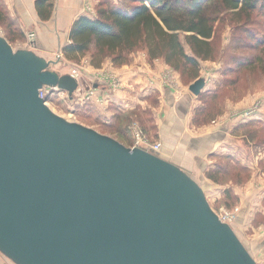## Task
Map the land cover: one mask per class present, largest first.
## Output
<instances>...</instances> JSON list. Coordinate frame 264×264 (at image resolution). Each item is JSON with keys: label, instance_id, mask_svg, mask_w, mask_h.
Returning <instances> with one entry per match:
<instances>
[{"label": "water", "instance_id": "95a60500", "mask_svg": "<svg viewBox=\"0 0 264 264\" xmlns=\"http://www.w3.org/2000/svg\"><path fill=\"white\" fill-rule=\"evenodd\" d=\"M58 5L41 24L56 29L54 58L33 34L18 49L0 35V254L13 264H256L163 139L159 151L123 145L39 96L56 86L72 98L80 86L52 68L73 23L62 12L57 22ZM205 84L188 88L197 96ZM201 141L180 140L191 151Z\"/></svg>", "mask_w": 264, "mask_h": 264}, {"label": "rangeland", "instance_id": "374dc122", "mask_svg": "<svg viewBox=\"0 0 264 264\" xmlns=\"http://www.w3.org/2000/svg\"><path fill=\"white\" fill-rule=\"evenodd\" d=\"M101 1L83 0L78 11L75 9V13L78 12L76 18L80 15L90 18L97 16ZM107 1L112 4L126 1L131 5L130 0ZM103 6L106 5L103 3ZM69 11L68 15L72 16ZM42 16L44 19L49 18L47 11ZM229 18V14L221 15L217 23L215 37L212 40L213 56L209 59H198L195 68L188 66L186 70H176L168 66L163 57L149 58L142 47L129 52L124 64L113 65L108 58L96 68L90 63V51L79 61L69 60L60 53L61 60L53 64L52 68L61 74L76 73L80 88L76 90L72 99L67 93L51 97L49 107L66 119L83 123L115 137L126 146H135L132 126L136 123L151 142L162 146L163 139L172 155L175 154L180 161L183 157L184 161L192 162V158L182 152L180 142L171 139L169 135L159 138L160 130L157 127L159 121L164 116H167V119L173 118L177 115L178 109L167 111V100L161 102L155 94L147 98V107L139 106L125 112L128 117H123L119 126L127 132L126 138H122L114 126L108 128L103 125L101 123L103 119L99 120L98 115L92 113V106L96 104L97 99L96 90L91 87V83L96 73L110 79L114 75L111 66L120 68L133 62L140 68L142 58L149 68H161L155 76L156 79L154 78L155 81L158 80L163 87L169 88L173 98H179L180 102L185 103L188 117L190 116L188 124H185L184 118L180 121L174 118L170 120L177 125L175 131L179 135L178 138L190 132L195 135L220 132L221 135L225 134L223 138L214 139L215 150L206 154L203 169L192 174L202 189H205L207 200L216 213L225 212L233 216L230 222L256 264H264V56L262 61H259L258 48H240L242 43L246 45L251 30L259 33L258 37L263 35L264 18L262 11L258 9L251 14L247 22L239 23L238 28H235L238 26L237 21L231 22ZM0 35L4 36L14 49L32 47L5 0H0ZM69 42L67 38V43ZM46 47V50L42 49L39 52L54 58L56 53L50 46ZM184 49L191 54L185 43ZM237 56L240 60H234ZM250 56L252 57L249 59H254L252 66L246 68L238 65L237 61L243 64ZM157 63L162 65L159 66ZM113 77L114 84L119 87V82ZM199 77L204 78L206 84L200 94L195 96L188 86ZM90 91L93 93L90 94ZM161 108H164V111L160 110Z\"/></svg>", "mask_w": 264, "mask_h": 264}, {"label": "trees", "instance_id": "16d2710c", "mask_svg": "<svg viewBox=\"0 0 264 264\" xmlns=\"http://www.w3.org/2000/svg\"><path fill=\"white\" fill-rule=\"evenodd\" d=\"M43 1L48 5L42 7L41 15L47 11L49 17L52 0ZM130 2L131 5L126 1L112 4L110 1L102 0L97 16L90 18L80 15L72 23L68 35L70 42L65 44L61 54L69 60L79 61L90 51V63L96 68L108 58L113 65L124 64L129 52L142 47L149 58L163 57L168 66L176 70H186L188 66L195 68L198 59H209L213 56L212 40L221 15L229 14L231 22L236 20L238 26L235 28L239 27V23L247 22L251 14L258 9L262 11L264 18V0H130ZM262 33L263 35L258 37L259 33L251 30L246 45L242 43L240 46L247 49L258 48L259 61H262L264 56V29ZM184 43L188 45L191 54L185 52ZM234 60H240L239 56ZM253 60L249 59L243 64H240V61L237 63L248 68L252 66ZM116 115L112 124L106 126L108 128L114 126L119 135L126 138L127 132L119 124L123 117H128V114L117 111Z\"/></svg>", "mask_w": 264, "mask_h": 264}, {"label": "crops", "instance_id": "0c3cea01", "mask_svg": "<svg viewBox=\"0 0 264 264\" xmlns=\"http://www.w3.org/2000/svg\"><path fill=\"white\" fill-rule=\"evenodd\" d=\"M10 5V10L13 13V17L16 19L17 24L22 26V33L27 36V40H29V35L33 34L34 40L39 42V44L43 45L45 49L47 46H53L55 44L54 40L49 39L52 35L56 36V29H44L41 24L49 23L53 16L54 9L52 8L51 14L49 18L44 19L41 15L40 8L44 7V3H41L40 0H5ZM83 0H52V4L55 6L59 4L60 13L56 15V20L59 22L60 16L62 13H66L68 15V10L71 12V19L74 21L76 16H78V11L80 5ZM86 1V0H85ZM51 4V5H52ZM58 5V6H59ZM65 11V12H64ZM40 12V13H39ZM62 12V13H61ZM81 14V13H80ZM69 16V15H68ZM94 18V17H92ZM55 33V34H54ZM67 38V37H66ZM43 48V49H44ZM142 67L136 66L135 63L126 64L124 67L114 68L111 66V71H113L112 77L117 79L120 86L116 87L112 77L106 78L104 75L96 73L94 76L93 82L91 83V87L95 89V98L97 99L96 104L92 106V113H96L101 120L103 125L112 124L114 117H116L117 111L119 112H127V110H133L138 108L139 106L142 108L147 107L149 96L155 94L156 98H158L161 102H164V99L167 100V111L171 112L174 108L178 109L176 112L177 115L174 116V119H179L185 121V124H188V110L185 103L180 102L179 98H173L171 95V91L169 88L163 87L159 81H155V76H157L159 69L161 68H149L145 64V59L142 58ZM155 63V62H153ZM161 66V63H157ZM156 64V65H157ZM109 65V64H108ZM157 65V66H158ZM155 78V79H154ZM88 88V87H86ZM165 95V96H164ZM164 111V108L160 109ZM187 114H186V113ZM93 113V114H94ZM88 115V114H86ZM90 116V115H88ZM92 116V115H91ZM182 117V118H181ZM173 118L167 119V116L161 118L158 123V128L160 130L159 138L162 136H167L176 142H180L181 139L188 140L190 138H201L204 141H201L200 145L194 149L193 151L188 150V146L184 145L182 147V152L185 156H189L192 158V162L190 160L184 161L183 157H181V165H186L184 167L190 168V173H195L197 170L203 169L205 163V156L207 153H211L215 150L214 139H220L225 136V134H193L187 133L182 135L179 139L177 130V125L170 121ZM172 122V125H171ZM224 130V129H222ZM163 133H162V132ZM183 131V130H182ZM223 132V131H222ZM183 134V133H182ZM181 143V142H180ZM212 149V150H211ZM183 155V156H184ZM202 156V158H201ZM208 181V180H207ZM205 192V189H204ZM206 195V192H205ZM0 264H13L10 260H7L0 254Z\"/></svg>", "mask_w": 264, "mask_h": 264}, {"label": "built area", "instance_id": "2783aa9c", "mask_svg": "<svg viewBox=\"0 0 264 264\" xmlns=\"http://www.w3.org/2000/svg\"><path fill=\"white\" fill-rule=\"evenodd\" d=\"M70 74L78 80V78H77L78 75L76 73H70ZM78 88H80V86ZM75 92H74V95H75ZM66 93H67L66 91L61 90L56 86H43L42 88L39 89V96L42 97L48 105L50 103L49 100L51 99V97L56 96L58 94H66ZM92 93L93 92L90 91V94H92ZM132 129H133L132 135L134 138V144L133 145L140 147L143 150L145 149L148 151H159V149L161 147L160 144L156 143V142H151V140H149V138L146 137L144 131H142V129L137 127L136 123L133 124ZM217 215L221 220L223 219L224 221H227L229 223H231L230 221H232V219H233L232 218L233 216H230L225 212H224V214H218L217 213Z\"/></svg>", "mask_w": 264, "mask_h": 264}, {"label": "flooded vegetation", "instance_id": "af4514ba", "mask_svg": "<svg viewBox=\"0 0 264 264\" xmlns=\"http://www.w3.org/2000/svg\"><path fill=\"white\" fill-rule=\"evenodd\" d=\"M40 2H41V3H44V7H45L46 5H48V4H47L46 2H44L43 0H40ZM51 6H52V8H53V4H52ZM52 8H51V9H52ZM41 9H42V8H40L39 10L42 11ZM39 13H40V12H39Z\"/></svg>", "mask_w": 264, "mask_h": 264}]
</instances>
